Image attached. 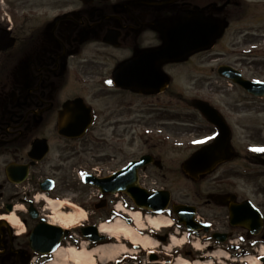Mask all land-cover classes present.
<instances>
[{
	"label": "flooded vegetation",
	"instance_id": "1",
	"mask_svg": "<svg viewBox=\"0 0 264 264\" xmlns=\"http://www.w3.org/2000/svg\"><path fill=\"white\" fill-rule=\"evenodd\" d=\"M3 5H0V35H4L0 42V264L46 262L47 257L37 251L49 227L56 225L49 198L68 199L58 190L77 179L67 174L65 166L70 159L82 154V148L93 150L91 139L95 136L101 148H94L97 153L93 162L78 171L103 180L134 162L135 158H131L114 168L118 156L104 150L102 141L116 146L123 143L124 138L116 135L120 127L127 129L135 124L134 105L138 97L151 98L155 106L163 101L164 106L157 108H170L172 101L167 98L175 79L166 68L190 64L202 54L211 57L209 62H218L210 69L221 81L228 102L213 99L218 94L210 91L206 96L209 98L195 97L189 102L187 106L194 114L187 119L166 116V112H155L154 108L142 113L149 118L156 115L153 121L158 124L162 121V126L170 127L168 121L193 124V133L181 128L164 130L173 140L204 134L196 138L199 142L191 148L192 153L216 139L220 128L214 122L222 117L234 157L195 182L201 187L207 179L210 185L204 195L196 192L192 204L200 220L210 225L208 233L197 234L202 235L204 242L208 241L209 251L221 247L238 251L242 247L246 253L262 247L264 151L255 149H264V0H29V4L28 0H18L7 8ZM191 21L196 26L198 21L209 25L200 27L198 33L190 26ZM174 22H185L191 35H202L201 41L212 42L213 47L185 61L160 65L157 69L161 80L167 83L164 85L160 80L162 85L150 84L158 80L142 78L145 72L138 66L140 61L138 68L129 67L128 63L140 57L142 51L160 47L164 43L165 25ZM196 99L208 102L219 116L213 112V116L206 117L193 107ZM146 116H142L143 122ZM147 125L151 127L150 122ZM70 131L72 136L63 135ZM65 143H72L73 147L63 148ZM148 150L143 156L150 158L151 165L144 170L159 169L158 164L163 163L161 156L151 148ZM123 198L98 192L97 201L103 207L91 221L68 233L67 242L76 232L80 234L82 227L108 220L109 207ZM13 216L19 222L17 227L4 220ZM232 217L242 224L233 225ZM257 230L261 233L253 235ZM217 234L228 240L220 242L222 236ZM230 240L235 245H230ZM184 254L194 256L192 251Z\"/></svg>",
	"mask_w": 264,
	"mask_h": 264
},
{
	"label": "rangeland",
	"instance_id": "2",
	"mask_svg": "<svg viewBox=\"0 0 264 264\" xmlns=\"http://www.w3.org/2000/svg\"><path fill=\"white\" fill-rule=\"evenodd\" d=\"M4 3L0 0V5L6 4L5 8L9 7L10 4L15 5V2L18 0H3ZM52 1V0H51ZM57 0H54L56 2ZM29 4V0H28ZM4 6V5H3ZM1 7V6H0ZM15 6H12V8ZM11 8V9H12ZM14 9H20L18 7H15ZM211 57L208 54H202L201 56L196 57L191 61L190 64H182V65H173L167 67L166 71L168 74H170L172 77L174 76L175 84L171 89V96L167 98V101H172L170 108L163 109V108H157L160 106H164L163 101L160 104H157L155 106L153 100L151 98H141L138 97L135 99V124L130 127H127V129L120 127L118 134L116 137H123L124 140L123 143H118V145L108 144L106 141L103 142V149L111 152L113 154H116L117 161L115 167H120L124 165V163L131 159V158H139L141 155L145 154L146 152H149V148L152 149L156 154L161 156V159L164 163V170L159 171L154 168H150L149 170L142 171L141 172V181L144 187L152 190V189H165L169 190L172 193L173 202H183V203H193L195 201L196 192L201 191L204 195L208 190L210 185L208 184V180H204L202 182L201 187L197 186L193 181H191L181 170V164L190 156L192 153L191 149L192 147H195L196 144L199 142L196 138H199L201 135H189L184 136L180 139L173 140L171 135H169L167 132L164 133V130H168L170 128L172 129H187V132L193 133L195 130V126L190 123H174L170 124V127L162 126L163 122L158 124V122L153 121V117L156 115H153L152 118L148 117V114H143L144 112H147L149 108H154L155 112L163 111L166 112V116L169 115H179L181 117H184L187 119L190 117L193 113L191 108H189L187 105L189 102L195 98H209L206 96H209V92H215L218 95L214 96L213 99L215 100H221L228 102V100L224 99V91L223 87L220 86V82L218 80V77L216 74L211 72V66H216L218 62H209V59ZM173 96V97H172ZM172 97V98H171ZM177 97V98H175ZM224 99V100H223ZM212 100V99H210ZM155 106V107H154ZM143 115H147L145 117V121L143 122ZM146 122V123H145ZM150 122V126L148 127L147 123ZM153 122L155 124H153ZM146 125V126H145ZM161 125V126H160ZM130 128V129H128ZM193 129V131H192ZM133 130V132L131 131ZM108 131H111L110 129L107 131H104V133H108ZM163 134L166 139L164 142H159V138H161L160 134ZM174 135H176L174 132H171ZM190 134V133H189ZM178 136V135H176ZM127 137V141H126ZM179 137V136H178ZM92 148L93 150H88L87 148H82L80 150V153L82 154L73 157L70 159L69 164L66 167L67 174L70 176L77 177L78 175V168L84 165H89L93 162V159H95V155L97 153L96 149L101 148L100 141L96 139V137H93V141L91 139ZM71 144V145H68ZM57 145H54V148H56ZM63 148H72V143H65V146L62 145ZM96 148V149H94ZM107 162V161H104ZM110 167V166H109ZM62 175V173H60ZM77 180H74L70 185L67 183V187H64L62 189L58 190V193L62 195L65 198L71 199L70 202L78 205L79 207L83 208L86 212L85 215L80 220H85L86 217H91L90 214H92V204L91 202H94L97 197L96 190L82 187L81 185H78ZM85 202V205H87V209H85L82 205L76 203V202ZM109 215L108 218H110L112 207H109ZM99 213V212H98ZM97 213V214H98ZM95 214V213H93ZM104 213L102 212L101 215ZM168 217V216H166ZM170 218V217H168ZM172 219V218H171ZM114 222V221H113ZM143 224H145L146 227H148L146 220L142 218ZM106 223V222H104ZM177 229L175 226H173L171 229H164L158 232V234L165 236V234L169 233L170 237L173 235L177 237L180 240H182V234L178 235L176 233ZM120 236V241L117 243L115 240H111L110 242L114 244H118L120 246L125 245L124 244V238ZM152 239H156L154 237H151ZM158 242V246H147L143 249L141 248H134L130 247V245H127V252L121 254H118L115 258L108 260L107 264H174L175 259L179 258L178 256L179 251H175V245L176 242H171L170 240L167 243H162L159 240H155ZM194 243L196 244L197 239H193ZM123 244V245H122ZM85 245V244H83ZM203 247V243L201 244ZM126 246V245H125ZM186 249L195 251V247L193 245H188ZM201 247V248H202ZM81 249V247H80ZM152 252L155 253V255L158 256L159 260L156 262L151 261ZM206 254V253H205ZM185 260L183 261H189L190 259L183 256ZM187 259V260H186ZM96 263L100 264L98 262V258H95ZM198 260V259H197ZM221 260H223L221 258ZM199 261V260H198ZM224 261V260H223ZM171 262V263H169ZM106 263V262H105ZM192 264L194 262H191Z\"/></svg>",
	"mask_w": 264,
	"mask_h": 264
},
{
	"label": "water",
	"instance_id": "3",
	"mask_svg": "<svg viewBox=\"0 0 264 264\" xmlns=\"http://www.w3.org/2000/svg\"><path fill=\"white\" fill-rule=\"evenodd\" d=\"M179 24L175 23V27H177ZM182 25V23H181ZM164 26V25H163ZM164 38H165V45L159 49L149 51V53H143L136 59V63H138V66L141 67L145 75L143 74L145 78L151 79V80H158L157 83L150 82V84H160L162 83L165 85L166 82H162V75L159 71L160 65L170 63V62H177L182 61L186 58H188L192 53H196L202 50H205L212 46V42L208 45V43H195L193 40V43H188V39L184 38V35L186 34L183 32V28L181 31H177V33L174 35L173 39H168V31L172 27V23L165 25L164 27ZM196 32H200V29L197 28ZM200 36V35H198ZM188 37V36H187ZM4 39V35H0V42ZM191 39V36L189 37ZM136 68L137 65H135ZM161 80V82H160ZM143 83H149L148 81H143ZM149 85V84H147ZM163 85V87H164ZM147 87V86H144ZM195 106L202 109L207 117L211 116V111L207 110L209 107L202 103L198 102ZM218 127L220 128V135L215 140V145L218 146L221 143H225V134H227V131L224 129V124H222V121L215 122ZM208 150L209 147H206L201 152L197 153L193 157H191L183 166L184 171L190 175L191 177L195 176L197 172H200V174H206L208 173V168L212 165V160H216L219 157L214 158V154ZM229 152V149L227 150ZM229 154L227 155V157ZM226 157V158H227ZM231 157V156H230ZM145 164V161L136 162L131 168L128 170L117 174L113 178H111L109 181L104 183L102 185V189L106 191H121L126 192L129 194V196L132 198V200L135 202V204L144 209H150L153 211H156L158 214L163 213L170 203V193L168 191H158V192H148L144 189H142L138 185V169ZM129 172V173H128ZM127 178V179H126ZM123 181V182H121ZM88 183L96 184V180L94 179H87ZM129 182V183H128ZM174 211L179 216V223L184 224L188 229L190 230H196L200 227H203L201 225L196 224L194 219V214L190 208H187L186 206H175ZM54 236L55 242L54 246L50 248V251H56L61 246V239H62V232L56 231L51 233ZM86 236L89 237L93 241H99L102 239L96 238L98 235L96 233V229H91L87 231Z\"/></svg>",
	"mask_w": 264,
	"mask_h": 264
},
{
	"label": "bare ground",
	"instance_id": "4",
	"mask_svg": "<svg viewBox=\"0 0 264 264\" xmlns=\"http://www.w3.org/2000/svg\"><path fill=\"white\" fill-rule=\"evenodd\" d=\"M51 203V207L55 210L54 217L55 219L61 220V226L63 228H70L75 226L79 219H81L85 212L78 205L71 203L69 201H62L61 203L55 204ZM70 208L73 212L64 213L59 211V208ZM120 211H123L120 209ZM132 216V219L135 223L134 227L130 226L126 221L117 218L112 224H103L101 226V231L105 234L113 236L116 238V242L119 243L121 235L124 239H128L132 244L136 246H158V242L151 238L152 234L156 231H161L164 228H169L172 226V221L165 217H150L146 218V223L150 226L151 229H146L145 224L142 222V214L140 212H135L133 214L127 212ZM10 225L17 227L18 220L13 217H5V219ZM171 242H176L174 244L176 247H181L184 244V239L179 241L176 237H172ZM121 245V244H120ZM118 244L103 245L97 247L93 250H87L86 245H83L81 249H76L72 246L67 248H61L56 251L53 256V262L50 264H97L95 258H98L99 263H105L108 260L115 258L118 254L127 252V247L125 245L120 246ZM198 250H200V245H196ZM264 252V249H262ZM251 264H260L256 259L250 260ZM175 264H191L190 262L183 261L179 259ZM195 264H201L196 262ZM208 264V263H206Z\"/></svg>",
	"mask_w": 264,
	"mask_h": 264
},
{
	"label": "snow or ice",
	"instance_id": "5",
	"mask_svg": "<svg viewBox=\"0 0 264 264\" xmlns=\"http://www.w3.org/2000/svg\"><path fill=\"white\" fill-rule=\"evenodd\" d=\"M110 83V82H109ZM255 150H257V151H264V149H255Z\"/></svg>",
	"mask_w": 264,
	"mask_h": 264
}]
</instances>
